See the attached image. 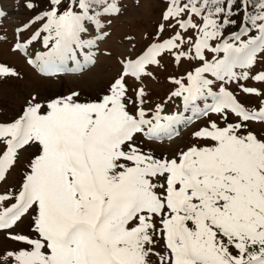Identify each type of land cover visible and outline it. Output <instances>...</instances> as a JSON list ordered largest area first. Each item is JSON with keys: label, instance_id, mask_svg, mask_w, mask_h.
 Wrapping results in <instances>:
<instances>
[{"label": "snow or ice", "instance_id": "snow-or-ice-1", "mask_svg": "<svg viewBox=\"0 0 264 264\" xmlns=\"http://www.w3.org/2000/svg\"><path fill=\"white\" fill-rule=\"evenodd\" d=\"M96 2L101 10L90 15L93 0H72L63 12L58 10L61 0H50V10L33 21L46 19L31 40L47 32L44 46L54 43L28 63L54 75L65 61H75V48L86 46L80 39L86 23L101 26V15L118 11L109 0ZM237 4L244 9V26L212 47L209 41L235 24L231 17ZM248 4L249 0H187L183 4L170 0L163 17L176 18L182 30H197L195 58L203 61L188 73L186 85L174 81L179 88L171 95L182 97L184 111L191 108L194 116L211 112L227 121L231 112L241 121L225 127L213 121L196 131L195 138L211 142L205 146L192 145L172 159L155 158L135 143L136 135L149 140L171 137L173 126L184 121V116L180 112L162 116V106L157 105L149 119L143 107L133 115L125 103L124 76L139 79L146 65L158 64L161 53L179 48L184 42L179 32L127 61L124 73L111 84L110 94L99 102H78L75 92L46 105L30 101L18 119L0 123V181L19 150L37 145L39 151L29 163L16 202L0 206V230L13 227L35 209L33 231L38 238L12 236L29 249L7 252L4 260L11 258L14 264H149L151 254L159 255L154 252L159 236L169 251L160 257L161 264H264V140L241 131L245 122H264V107L246 109L225 87L213 91L214 81L205 76L210 73L223 82L247 79V72L238 75L234 69L250 68L257 54L264 52V0H258L255 15L247 12ZM186 12L187 20L178 19ZM193 15L202 17V25L193 23ZM247 24L259 34L244 41ZM15 47L24 50L26 45ZM205 50L217 56L208 61ZM185 55L175 54L177 62ZM5 75L17 73L0 65V77ZM254 79L264 81V72ZM243 91L259 94L253 88ZM144 95L143 88L139 89L140 104ZM209 97L212 103L202 109L196 106ZM44 107L47 111L42 114ZM10 199V195H0V202Z\"/></svg>", "mask_w": 264, "mask_h": 264}, {"label": "rangeland", "instance_id": "rangeland-1", "mask_svg": "<svg viewBox=\"0 0 264 264\" xmlns=\"http://www.w3.org/2000/svg\"><path fill=\"white\" fill-rule=\"evenodd\" d=\"M70 2L71 0H61L58 10L63 12L67 6H70ZM109 2L115 3L118 11L101 15L99 17L101 26H97L91 21L87 22L84 32L91 28L95 33L89 39L83 40L86 46L81 47V51L75 53V61H65L64 66L69 67L67 73L49 78L42 77L25 61L28 56H36L44 46V37L48 35L47 32H41L36 40L29 43L32 36L46 23V19L33 22L35 16L40 14L35 13V10L41 7L39 0H7L2 3L0 9L5 13V16L0 19V65L10 68L17 75L0 77V123H10L18 119L23 114L24 109L29 106L30 101L46 105L52 99L66 97L75 92L78 93L76 97L78 102H99L104 95L110 94L111 84L123 74L122 69L127 61L136 60L152 44L162 43L172 38L177 32L180 33L184 41L179 48L161 53L157 57L158 64L146 65L145 73H142L139 79L132 75L124 76L127 88L125 103L127 110L133 115L138 108L143 107L147 114L146 118L149 119L155 113L157 105L162 106L161 115L184 113L182 97H174L171 94L179 88V85L174 82L175 80H181L186 85L188 73L194 72L203 64V61L195 58L193 47L197 38V30L185 31L180 29L176 18L164 20L163 17L170 0H109ZM186 2L187 0H181V4ZM29 3L34 6L28 8ZM47 6V11H49L50 0H48ZM100 10L99 8L96 11H90V15ZM255 14L257 13H252V15ZM243 17L244 12L241 13L238 25L232 30L225 28L221 37L209 41L210 45L215 47L231 37L232 33L239 32L241 26H244ZM188 18L189 14L186 12L178 19L187 20ZM191 18L193 23L202 25V17L193 15ZM222 20L223 17L221 16L220 21L222 22ZM26 24L30 28L23 30L22 27ZM161 25H163V29H161ZM246 27L248 32L247 35L241 37L242 40L247 41L259 34L258 30L251 24H247ZM89 41L92 43L88 44ZM229 42L232 41L229 40ZM17 43L26 45L22 54L16 50ZM52 43L54 41L49 43L48 48H46L47 51ZM47 51H43V53ZM180 52H184L186 55L177 62L175 54ZM204 55L208 61L217 56L216 53L208 50H205ZM222 56L223 53H220L219 57ZM89 57H92V61L86 64ZM234 71L238 75L247 72L248 78L223 82L217 81L210 73H206L205 76L214 81L213 91L218 92L220 86L225 87L246 109L258 111L264 107V81L254 79L256 75L264 72V52L257 54L256 61L250 68H236ZM141 88L145 93L142 97L143 104H140L137 98V92ZM243 88L256 89L259 94L246 93ZM201 101V105L197 106L200 109L204 107L205 103H212L210 97L206 101ZM46 111V107L41 109L42 114ZM191 112L192 109L190 108L187 116L194 119L193 122L197 121L180 126L181 129L178 131L173 129V133H177L173 140L167 141L165 139L168 136L162 135L159 139L160 142H158L146 137L145 139L143 134H137L135 143L144 152L150 153L157 159H172L178 157L181 151H186L192 145L205 146L211 143L197 139L193 135L201 128L208 127L211 122L215 121L220 127H225L226 123H241L239 118L231 112L227 114V121L216 113L210 112L202 119L201 116H194ZM188 117H184V121L191 120ZM245 123L247 126L241 130L244 134L251 132L258 139L264 140V125L253 122ZM185 126L187 127L185 128ZM2 148L3 145L0 144V149ZM37 154H39L37 145L26 146L18 151L14 165L6 172L5 179L0 181V195H10L12 199L0 202V206L9 207L16 202L15 196L21 190L24 176L29 171V163ZM125 163L131 166V162ZM157 191L159 192L160 189ZM35 214V209H31L13 227L0 230V264H14L11 258L3 259L7 252L29 249L26 243L12 239V236L24 235L31 239L38 238L33 231ZM155 219L158 222L159 218ZM155 239L154 252L159 255L151 254L148 258L149 264H161L160 257L169 254L164 239L159 236ZM230 250L233 255L236 254L235 249Z\"/></svg>", "mask_w": 264, "mask_h": 264}, {"label": "trees", "instance_id": "trees-1", "mask_svg": "<svg viewBox=\"0 0 264 264\" xmlns=\"http://www.w3.org/2000/svg\"><path fill=\"white\" fill-rule=\"evenodd\" d=\"M93 1H95V0H93ZM47 2H48V0H39V4L41 5V7L37 8L35 10V12L47 9L48 8ZM257 3H258V0H249V4H248V7H247V12L249 14L258 13L259 10L255 6ZM97 4H98L97 2L93 3V5H97ZM243 10L244 9L242 7H240L239 4H237L233 8L234 15L231 18H234L233 20H235V24H230L229 25L230 27H235L236 25H238V23L240 21L241 13L243 12ZM229 26H227V27L229 28ZM229 29H231V28H229Z\"/></svg>", "mask_w": 264, "mask_h": 264}, {"label": "bare ground", "instance_id": "bare-ground-1", "mask_svg": "<svg viewBox=\"0 0 264 264\" xmlns=\"http://www.w3.org/2000/svg\"><path fill=\"white\" fill-rule=\"evenodd\" d=\"M162 115H164L165 116V114H162ZM180 124V123H179ZM179 124H177V125H175V126H178Z\"/></svg>", "mask_w": 264, "mask_h": 264}]
</instances>
